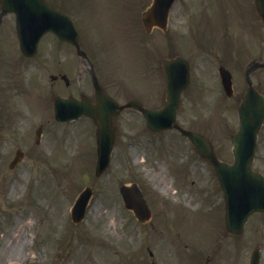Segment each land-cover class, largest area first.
Here are the masks:
<instances>
[{"label":"rangeland","instance_id":"obj_1","mask_svg":"<svg viewBox=\"0 0 264 264\" xmlns=\"http://www.w3.org/2000/svg\"><path fill=\"white\" fill-rule=\"evenodd\" d=\"M48 1L72 17L100 83L118 100L160 105L161 59L183 55L190 81L177 120L211 141L220 159L232 161L230 136L238 127L244 71L249 61L264 59V27L254 0H175L165 33H147L141 25L150 0ZM54 37L45 34L27 58L18 48L12 15L0 24V264H247L254 246L264 264V213L250 215L239 235L224 230V199L213 167L176 131L152 132L138 113L121 112L110 164L94 175L92 121L58 122L48 110L55 93L92 92L73 46ZM219 64L232 74L231 97L223 92ZM62 72L68 85L59 76L51 79ZM251 79L264 94V68ZM16 147L24 154L9 168ZM252 167L264 174V119ZM132 182L152 210L144 223L122 203L119 186ZM164 182L168 188L161 190ZM87 183L93 196L75 224L69 208ZM18 222L21 242L15 238L2 250Z\"/></svg>","mask_w":264,"mask_h":264},{"label":"water","instance_id":"obj_2","mask_svg":"<svg viewBox=\"0 0 264 264\" xmlns=\"http://www.w3.org/2000/svg\"><path fill=\"white\" fill-rule=\"evenodd\" d=\"M173 0H152L142 12L141 19L146 30L152 25L165 26L168 10ZM0 17L6 12H14L19 46L26 55L36 51L40 35L46 31L54 32L60 39L75 45L78 54L85 55L79 48L78 33L70 17L49 5L44 0H0ZM258 14L264 23V0H255ZM163 71L166 81V98L161 108L142 107L136 101L118 105L97 85L96 102L93 104L82 96L79 101L73 97H54V113L59 120L75 118L86 113L96 125L97 163L96 174H100L108 165L114 139L112 116L118 109L133 106L140 109L147 126L158 130L174 126L192 142L195 150L205 156L213 165L225 198V226L231 233H240L248 215L255 211L264 212V176L251 168L257 130L264 117V95L252 84L249 73L257 66H264L252 61L246 69L247 88L238 107L239 128L232 135V163L220 161L214 155L210 143L200 134L183 129L175 123V111L179 103L180 92L188 83L186 61L177 56L164 59ZM221 82L228 95L232 93L231 76L220 67ZM38 133V132H37ZM120 191L125 205L132 208L140 220L149 216L144 199L135 184L132 187L122 185ZM91 194L87 186L76 199L71 215L73 221H79L84 213L86 202ZM249 264H259V250L255 248Z\"/></svg>","mask_w":264,"mask_h":264},{"label":"bare ground","instance_id":"obj_3","mask_svg":"<svg viewBox=\"0 0 264 264\" xmlns=\"http://www.w3.org/2000/svg\"><path fill=\"white\" fill-rule=\"evenodd\" d=\"M154 175H160V177L162 179H164V175L159 170L154 171ZM14 187H15V185H12L11 189L14 188ZM167 188H168V182H164V185H162L160 189L161 190H166ZM21 227H22V224H20V222H18L16 229H14V230L9 229L7 231V236H6L5 241H8L9 243L5 242L4 246L2 247V250H4L6 247H10L12 245V242H13L12 240L15 239V238H16L17 243L21 242V240H20V236H21V233H22ZM14 246H16V245H14ZM6 264H17V263L16 262H12V263H6Z\"/></svg>","mask_w":264,"mask_h":264},{"label":"flooded vegetation","instance_id":"obj_4","mask_svg":"<svg viewBox=\"0 0 264 264\" xmlns=\"http://www.w3.org/2000/svg\"><path fill=\"white\" fill-rule=\"evenodd\" d=\"M52 76H54V77H52L54 80L57 79V76L56 75H52ZM92 93H93V89H92Z\"/></svg>","mask_w":264,"mask_h":264}]
</instances>
